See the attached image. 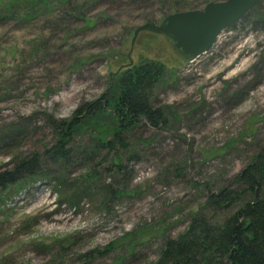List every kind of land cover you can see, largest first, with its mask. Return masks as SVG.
I'll return each instance as SVG.
<instances>
[{"label":"rangeland","instance_id":"374dc122","mask_svg":"<svg viewBox=\"0 0 264 264\" xmlns=\"http://www.w3.org/2000/svg\"><path fill=\"white\" fill-rule=\"evenodd\" d=\"M210 1L224 0H0V172L40 162L0 188V264H156L264 154V0L192 59L160 33L131 44L138 25ZM148 60L165 65L149 102L166 123L114 137L117 79Z\"/></svg>","mask_w":264,"mask_h":264},{"label":"trees","instance_id":"16d2710c","mask_svg":"<svg viewBox=\"0 0 264 264\" xmlns=\"http://www.w3.org/2000/svg\"><path fill=\"white\" fill-rule=\"evenodd\" d=\"M164 67L157 60L143 61L118 77L119 92L111 95L110 107L117 120L114 137L140 120L145 119L152 126L166 123L162 110L149 102L150 91ZM72 122L75 125L79 121L69 124ZM71 128L68 125L59 129V140L48 149L54 161L69 156L65 142L71 140L66 133ZM35 156L1 171L0 188L17 182L23 175H36L40 162ZM236 178L232 181L235 187L217 197H208L205 215L194 218L186 232L177 239L165 240L156 264H264V154L255 156Z\"/></svg>","mask_w":264,"mask_h":264},{"label":"water","instance_id":"95a60500","mask_svg":"<svg viewBox=\"0 0 264 264\" xmlns=\"http://www.w3.org/2000/svg\"><path fill=\"white\" fill-rule=\"evenodd\" d=\"M258 0H224L208 2L202 10L168 14L160 23L138 25L131 44L142 30L160 33L185 58L192 59L208 51L218 34L236 23Z\"/></svg>","mask_w":264,"mask_h":264},{"label":"bare ground","instance_id":"6f19581e","mask_svg":"<svg viewBox=\"0 0 264 264\" xmlns=\"http://www.w3.org/2000/svg\"><path fill=\"white\" fill-rule=\"evenodd\" d=\"M219 38H220V37H219ZM219 43H220V42H219ZM235 52H237V51H235ZM230 58H231L230 56H226L220 64H218V65H216V66L214 67V69L219 68V67H222L223 65H225V64L229 63L230 61H232ZM243 64H244V62H243L242 59H241V61L239 62L238 65H239V66H242ZM238 65L236 66V68L238 67ZM215 71H216V70H215ZM215 73H216V72H213L212 75H214Z\"/></svg>","mask_w":264,"mask_h":264}]
</instances>
